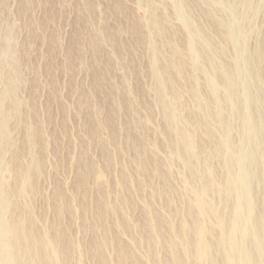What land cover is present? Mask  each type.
<instances>
[{
	"label": "bare ground",
	"instance_id": "1",
	"mask_svg": "<svg viewBox=\"0 0 264 264\" xmlns=\"http://www.w3.org/2000/svg\"><path fill=\"white\" fill-rule=\"evenodd\" d=\"M144 1L149 11V17L143 28L148 32L152 57L155 51L159 57L162 54L159 49L163 47L157 44L159 38L164 45L171 48V53L168 54L171 66L177 69L182 63V58H177L179 42L174 39L173 34L166 35L168 30L165 24L169 21V17L161 16L159 19L156 15L159 8L161 10L164 6L170 8L171 12L176 15V19L184 24L187 31L184 41L189 48L188 53L201 38L206 41L208 46L204 50L195 48L196 65L199 63L202 65L200 72L207 76V88H210L211 91L220 90V96L217 97V106L220 109L218 110L215 106L216 100L213 101L212 105L214 104V106L211 108L216 114L215 118L205 117L206 113L209 115V110L207 109L204 113L201 109L200 105L204 106L205 100L198 94L195 82L191 84L193 88L190 89L189 102L197 105L201 113L197 116L188 107L190 110L185 116H182L180 108L175 109L174 112H166L164 106L168 109L170 105L175 107V100H181V98L177 92L165 95L163 90H165L166 72L164 75L161 72L157 74L158 84L156 86L154 84L155 105L163 110L164 129L170 128L171 131L166 133L164 129L162 130L161 135L165 138V147L163 144L158 145L156 138L153 140V144L149 142L148 138H144L140 142L136 168L137 170L141 169L146 176H156L160 180V184L155 183L156 185L151 186L145 182L149 192L144 201L143 208L145 210L138 212L139 214H136L138 217L134 215L133 210L134 213H131V209L136 207L131 190L133 192H135L134 190L140 191L145 185L136 182L133 175L122 174L120 180L123 189L117 196V203L112 204L110 192L100 190L102 187L100 184H96L97 195L91 196L88 194L87 182L94 173L95 164L86 156L87 152L83 151L85 149L82 150L83 154L78 168L79 187L84 189V199L88 200V207L93 205L95 219L103 224L101 230L93 231L94 234L88 242L92 264H99L100 260L103 263L106 260L107 264H113V262L114 264H264V139H262L264 122H261L262 125L259 124L260 130L258 131L257 125L260 120L255 117L253 120L255 113L263 112L264 114V76L259 75L254 68L260 60V53L257 50L260 48L250 51L245 43L239 42V39L244 37V29L240 28L239 24L243 25L242 20L244 19L240 18L238 12L240 9L244 10L243 6H247L250 14L253 13V17H251L253 21L257 13L263 12L264 3H262L263 7L259 12V3L255 0H247V2L245 0H162L161 3L154 0ZM214 9L228 11V14L226 17L217 16ZM123 29L121 27L120 31ZM206 29H210V31L215 29V35L211 37L205 32ZM101 32L105 34V40L112 39L109 29ZM223 34L227 38L224 39ZM0 36L3 37L4 52L0 67L7 66L5 68L11 67L12 70L10 78L6 80H1L3 77L0 75L2 77L0 78V165H2L9 163V148L18 142L17 138L11 135L10 120L14 115L20 113L19 110L23 106L25 98L19 93L24 74L17 55V35L12 26H9V30L4 32L0 25ZM216 36L222 40V42L217 40L220 44H226L228 39L233 38L236 42V44L234 43L236 50L224 52L217 49L212 44V40ZM206 37L211 44L207 42ZM89 40L91 43L99 45L102 39L99 38L96 31H92L89 34ZM231 57L233 64L230 63ZM240 66L241 70H239ZM243 72L246 74H242ZM241 74L242 77H240ZM240 87L245 93L243 98L240 97L242 95ZM132 91L130 90V93L133 94L134 91ZM258 92L262 93L261 97ZM82 98L84 101L85 98L88 100L87 94H82ZM206 99L211 102L213 96L207 95ZM9 103L11 107H9ZM118 103L112 101L111 112L116 113V108L118 109L120 105V103L117 105ZM135 104L138 105V100L134 94L129 101V107L136 110ZM95 110L97 112L103 110L102 105H97ZM28 117L27 115L25 119L29 120ZM27 120L24 122L23 139H26L28 143L35 144L28 148L29 160L26 163L10 162L14 172L11 182L3 179L2 175L0 176V264H35L30 259H26L29 258L27 257L29 254L26 253L27 248H32L34 252V247L26 248L29 242L36 239L37 234L34 235L32 231L37 233L38 230L41 235L43 233L45 237H48L49 231L54 227V234L57 231L62 232L63 239L72 246L70 238L64 231V201L58 191L56 192L57 196L54 194L57 204L54 207L56 211L53 225L48 228L43 225L40 227L37 223V216L34 212L35 205L33 206L32 202L34 194L39 192V186L34 179L40 178L44 173L45 160L44 153L42 152V155L37 153L38 149H35V146L41 141L40 137L42 138L44 131L42 127ZM174 121H177V124H174ZM107 124L109 126L110 122ZM172 124L181 137L172 135ZM99 125L98 129L96 127V131H91V135L101 146L103 154L108 157L110 149L100 135ZM111 133L115 137L114 128ZM18 149L20 150V146ZM162 149H165L163 152L166 153L164 158L159 157L158 153ZM134 160L135 158H131V161ZM10 163L7 165L10 166ZM177 163H180V167H182V170L177 167L179 186L174 185L171 173ZM178 187L185 191V194L179 195ZM174 192L177 197H181L179 203L174 204L177 207L174 213L180 219L178 224H175L172 217L167 219L165 215H160L158 209L153 208L154 205L152 206L148 200V198L151 201L160 199L163 202L162 207L170 211L174 202L172 199ZM230 198L232 200L228 202ZM191 203L190 214L189 209L185 210V206ZM221 207L223 208L222 213L219 212ZM132 216H136L139 223L137 229L139 227L138 233L143 242L142 245L145 244L149 249L147 251L149 253L146 252L145 261L138 256L136 250L137 247L139 248L138 243H141L139 239V242L136 240L138 234L136 237L133 236L137 230L133 233V229L131 230L129 226L128 221ZM112 221L120 225L126 232L133 233L129 234L133 245L124 243L117 234H112L113 231L109 225L111 224L109 222ZM140 237L138 236V238ZM94 247H97V252L101 251L100 254H96L100 258H97L93 253L96 251L93 249ZM109 249L113 251V256L110 255L112 251L109 252ZM139 249L141 250V248ZM41 255L43 257H39ZM41 255L37 256L39 257L37 264H58L52 244L43 247ZM83 262L82 264H87Z\"/></svg>",
	"mask_w": 264,
	"mask_h": 264
},
{
	"label": "rangeland",
	"instance_id": "2",
	"mask_svg": "<svg viewBox=\"0 0 264 264\" xmlns=\"http://www.w3.org/2000/svg\"><path fill=\"white\" fill-rule=\"evenodd\" d=\"M154 1L161 3L162 0ZM245 1L247 2V0ZM255 1L259 3L260 12L264 1ZM243 7L244 10H238L240 18L244 19L242 20L243 25L239 24V27L244 29V37L242 36L239 42L245 43L250 51L260 48V50L257 49L260 53V60L254 68L259 75L264 76V8L263 12L257 13L255 20L252 21L253 13L250 14L247 6ZM214 12L221 17H226L228 14V11L221 9H214ZM156 15L159 19L161 16L169 17V21L165 24L168 30L166 35L173 34L174 39L179 42L177 58H182V63L180 67L177 66V69L171 66L172 63L168 56L171 53L170 46L164 45L161 39H157V44L163 47L159 49L162 54L159 57L155 51L153 57L151 55L148 32L143 28L149 17V11L144 0H0V25L4 32L9 30V26H12L17 35V55L24 74L19 93L25 98V102L19 110L20 113L14 115L13 119L10 120L11 135L17 138L18 142L9 148L8 154L10 153L12 158L9 156V163L15 161L26 163L29 160L28 148L30 145H35L23 139L24 122H26L27 119L25 118L28 115L29 120L37 124L38 127H42L44 131L42 138L40 137L41 141L35 146V149H38L37 153L40 155L42 152L44 153L45 160L44 173L40 178L34 179L39 186V192L34 194L32 202L34 203L33 206L35 205L34 212L37 216V223L40 227L43 225L49 228L53 225L56 211L54 207L57 204L54 194L56 195L58 191L60 196H63L62 201H64V231L72 242V246L68 241L66 242L62 232L57 231L54 234V227L49 231L48 237H45L42 232L41 235L38 230L37 233L32 231L34 235L37 234L36 239L29 242L26 248L28 246L34 247V252L32 248H27L26 253L29 254L27 256L29 258L26 259H30L35 264H37L39 257H43L41 255L43 247L49 244H52L56 252L58 264H69L70 261V264H82L83 261V263L92 264L88 242L94 234L93 231L101 230L103 224L95 219L93 205L88 207V200L84 199V189L79 187L78 168L83 151L84 153L87 152L85 155L95 164L94 173L87 182L88 194L95 197L97 185L100 184L102 185L100 190L110 192V200L112 204H115L119 192L123 189L121 187V175H133L136 182L143 183L145 186L140 191L134 190L135 192H133L131 190L136 206L131 209V213L135 212L134 215H138L141 210H145L143 208L145 206L144 201L149 192L146 183L152 186L160 184V180L156 176H146L141 169L137 170L136 163L140 153V142L142 139L148 138L149 142L153 144V140L156 138L158 145L163 144L165 147V138L161 135L165 127L163 110L155 105L154 84L155 86L158 84L157 74L161 72L164 75L166 72L164 94L170 95L172 92H177L181 98V100H175V107L170 105L168 109L164 106L166 112H174L175 109L180 108L182 116H185L190 109L197 116L201 113L197 105L189 102L190 89L193 88L191 84L195 82L197 83L198 94L205 100V105H200V107L204 113L207 109L209 110V115L206 113L205 117L215 118L216 114L211 108L214 106V104L212 105L213 101L216 100L215 106L218 110L220 109L217 106L220 90L211 91L210 88H207V76L200 72L202 65L201 63L196 65L195 48L204 50L208 46L206 41L201 38L188 53L189 48L184 41L187 36L184 24L176 19V15L171 12L170 8L165 6L161 10L159 8ZM251 21L252 23H249ZM121 27L124 28L122 31H120ZM105 29L111 31L112 39L105 40V34L101 32ZM214 30L206 29L205 32L212 37L215 35ZM92 31H96L99 38L102 39L99 45H97L98 43H91L89 40V34ZM113 35L115 36L113 37ZM223 38L225 39L227 36L223 34ZM0 39L1 61L4 53L3 37L0 36ZM206 39L211 44L207 37ZM218 39L222 42L218 36L212 40V44L217 49L224 52H232L235 49L234 43L236 44V42L233 38L228 39L226 44H220ZM230 63L233 64L232 57ZM5 67H0V75L3 77H0L1 80L10 78L12 74L11 67ZM239 70H241V66ZM242 74H246V72ZM130 90L134 91H132L133 94L130 93ZM84 93L87 94L88 100L86 98L85 101L83 100L82 94ZM241 93L240 97L243 98L245 93L242 88ZM258 93L261 97L262 93ZM134 94L138 100V105L135 104L136 110L129 107V101ZM207 95L213 96L211 102L206 99ZM112 101L120 103V105L117 104L119 108H116V113L110 111L113 105ZM6 104L8 105V103ZM100 104L103 113L95 110ZM9 107H11L10 103ZM254 117L260 120L257 125L259 131V124L262 125L261 122H264V114L263 112L255 113L253 120H255ZM107 121L110 122L109 126ZM173 123L177 124V121ZM98 125L100 135L110 149L108 157L103 154L101 146L91 135V131H96ZM171 126L172 135L181 137L173 124ZM113 128L115 137L111 133ZM170 131V128L164 129L166 133ZM263 135L262 139H264ZM19 146L20 150L18 149ZM163 150L165 149L158 152L161 158L166 157ZM131 158H135V160L131 161ZM9 163L7 162V164ZM7 164L0 165V176L2 175L3 179L11 182L14 178V172L11 163V167ZM180 166V163H177L171 170L175 186H179L177 167ZM40 168L42 169L41 163ZM180 169L182 170V167ZM177 193L183 195L185 191L178 187ZM172 199L174 202L170 207V212L165 210L167 208L162 207L163 202L160 199L153 200V203L148 198L152 206L154 205L153 208L158 209L160 215H165L167 219L172 217L175 224H178L180 219L174 213L177 208L174 204H178L181 197H177L176 192H174ZM231 200L232 198L228 202ZM11 207L12 202L10 209ZM188 209L191 214L192 203L185 206V210L188 211ZM222 211L223 208L219 212L222 213ZM136 216L130 217L128 222L133 233L137 230L133 236L136 237L138 234L136 240L139 239L141 243L138 241L137 246L141 250L137 246L135 248L138 256L145 261L149 249L146 248L145 244L142 245ZM113 222H109L111 224L107 222L111 226L112 234H117L124 243L133 245L129 236L133 233L128 231L127 233L120 225ZM119 227L120 229H118ZM93 249H96L93 252L95 256L97 253H101V251L97 252V247ZM111 251L109 249V252ZM38 255L41 256L37 257ZM110 255L113 256V251ZM98 257L100 258V256ZM99 264H107V261L104 260L103 263L100 260Z\"/></svg>",
	"mask_w": 264,
	"mask_h": 264
}]
</instances>
